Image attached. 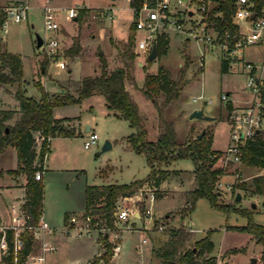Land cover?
I'll list each match as a JSON object with an SVG mask.
<instances>
[{
  "label": "rangeland",
  "instance_id": "374dc122",
  "mask_svg": "<svg viewBox=\"0 0 264 264\" xmlns=\"http://www.w3.org/2000/svg\"><path fill=\"white\" fill-rule=\"evenodd\" d=\"M46 1L0 0L1 6L11 5L15 2H27L30 6L26 22L14 23L10 20L6 25V32L0 33L1 44L8 52L21 56L23 75L32 82L31 85L24 88L26 96L35 99L40 97L36 84L42 87L45 85L44 89L48 94L62 91L58 83L61 86L68 87L69 85L71 91H74L83 76L100 73L102 60L107 62L109 71L115 69L125 71L121 55L125 50L124 45L127 39L132 36L134 61L131 68L127 70L132 81L127 80L125 86L137 103L141 118L146 121V139L155 141L161 127L158 109L155 108L152 100L143 96L140 91L146 75H155L160 70L172 81H175L179 77L180 69L185 68V64L188 62L187 69L182 75L183 88L179 98L172 101L171 105L165 109L162 108L164 118L174 123L176 143L179 146L193 141L196 136L197 138L204 136L205 141L210 142L211 151L225 152L229 144L231 128L228 125L227 104L221 101V96L228 94V100L233 101L234 104L239 103L241 96L247 98L249 91L244 90L248 78L245 73L246 62L254 64L255 76L264 81V66L262 65L264 42L243 47L231 53L228 56L231 68L227 73H221L220 64L223 58L219 47H211L203 42L205 40L202 34H197V37L193 38L188 31L183 33L169 31L164 35L168 39L167 53L148 61L147 54L135 51V42L143 37V33H131L133 16L124 0H48L55 9L59 23V30L54 36L47 35L42 26L39 8ZM180 1L187 2V0ZM210 4L211 8L214 3L211 1ZM77 6H84L89 10L88 13L80 21L66 20L64 17L67 10L77 9ZM109 8L113 9L112 18L92 17L100 10ZM212 26V23L207 22L206 35H214ZM36 35L42 40L46 36L47 38L55 37L58 40L59 55L63 57L66 65L64 70H59L48 62L45 73L41 75V62L45 60V57L42 53L43 47L36 46ZM201 37L203 40H200ZM77 38L81 47L78 58H66L65 51L72 46L73 40ZM68 68L70 72H68ZM2 97L3 107L11 109L17 107L13 99L7 96ZM155 98L157 105L161 107L164 95L159 94ZM194 110H202L205 116L212 119H190L189 115ZM53 115L55 118L64 119V129L74 131L76 135L66 139L56 138L51 142L50 152L44 160L46 175L43 176L42 182L43 207L41 215L43 218L45 215L55 213L68 223L71 219L75 220L83 215L87 187L129 184L136 180H142L149 174L150 169L144 156L136 154L126 147L125 139L134 131L126 121L109 113L102 95H93L77 105L54 109ZM87 126L99 138L97 143L89 149L83 147L84 137L88 135L84 132ZM79 132L82 138L78 137ZM33 138V147L38 154L41 140L35 135ZM106 141L111 143V149L102 151ZM13 150L8 148L0 155V170L16 168ZM215 167H222L226 170L224 176L220 178V182L231 184V189L226 191V198L221 199L220 202L242 209H250L251 221L264 226V196H249L238 189H233V184L237 182L250 184L253 177L264 175V170L246 167L240 163L224 164L218 157ZM160 168L167 170L161 189L142 186L137 195L120 202L121 208L138 209L141 212L148 206V203L144 201L143 207L140 202L145 200L144 197L149 192L154 191L155 201L152 206L151 220H137L130 217L129 222L124 226L127 228L117 223L114 231L106 232L101 229L99 234L101 241L104 232L116 235L122 233L120 251L114 264H134L136 259L140 260L138 264H148L149 256L146 246L155 247L158 241L166 238L165 234L168 230L179 228L186 229L193 239H199L211 232V241L214 244L212 254L216 257L217 264H264L260 259L262 249L260 245L255 244L252 239L250 240V236L247 234L227 229V227L246 225L248 220L245 216H241L237 212L226 213L216 210L210 206L206 199H198L190 214L181 219L180 211L185 206L186 193L196 186L193 175L194 165L191 160L174 161L167 166L161 165ZM4 179L6 178L4 177ZM0 183H2V179H0ZM157 192L159 197H156ZM236 194L241 195L239 202L235 201ZM253 205H255L254 208ZM76 222L78 221L76 220ZM135 227L139 231H129ZM158 227H162V230H158ZM83 238L86 239L73 238L70 240L68 257L74 258L77 255V257H82L83 254L89 252L91 245L77 249L78 242H82V244L85 240L90 242L87 240L89 237L84 234ZM142 238H145L147 244L143 247L144 254L143 252L138 254L135 248L141 243ZM113 243L116 246V243ZM102 251L101 245V253ZM252 259H255L253 263H251ZM70 261L83 263L85 260ZM96 264H102V262Z\"/></svg>",
  "mask_w": 264,
  "mask_h": 264
},
{
  "label": "trees",
  "instance_id": "16d2710c",
  "mask_svg": "<svg viewBox=\"0 0 264 264\" xmlns=\"http://www.w3.org/2000/svg\"><path fill=\"white\" fill-rule=\"evenodd\" d=\"M113 1V0H112ZM139 0H133L131 6H136ZM214 5L206 14V21L212 23L213 30L222 39L227 32L233 37H238V26L232 23L234 4L230 0H210ZM254 13L258 16L264 7V0H251ZM88 9H79L77 21L88 13ZM5 16L0 14V29ZM134 33L133 24L130 27ZM1 40V34H0ZM133 37L129 36L122 52L121 58L125 71L121 69L108 70L105 60L101 61L100 73L92 76H83L78 87L71 91L70 86L62 87V91L56 94H48L44 87L36 84L40 97L35 99L26 96L23 87V67L21 56L8 52L0 42V87L13 89V98L18 103V110H0V155L8 148L16 152L17 166L14 170L0 171V175L7 174L12 177L24 175V202L21 206L25 215L28 216V224L35 226L42 214L43 207V183L34 180L36 171L42 169V164L48 154V140L55 137L71 138L76 134L74 131L65 130L64 119H55L53 110L55 108L77 105L84 99L93 95H102L106 108L117 118L128 123L134 131L127 137L128 147L136 154L142 155L150 169L149 174L142 180H136L129 184L89 186L86 188V207L83 220L89 223L93 229L116 230V213L120 208V202L125 198H131L138 194L142 186L158 188L164 182L167 170L160 168L182 159H189L194 165L193 175L195 188L189 190L185 197V206L180 211L181 219L186 218L192 211L198 199H206L210 206L223 212H237L247 218L244 226L227 227L228 230L247 234L260 245V259L264 263V226L253 223L250 218L251 210L242 209L236 206L223 204V194L216 189L221 176L225 174V168L215 167L217 157L221 153L213 152L209 148V141L205 137L188 141L185 145L179 146L176 143L174 123L164 118L162 108L171 105L172 101L179 98L182 86V75L187 69L186 66L179 71L177 80L172 81L160 70L155 75H146L144 85L140 89L143 96L152 100L155 108L158 109L160 128L155 141L146 139L145 119L140 116L137 103L127 91L125 82L132 79L128 76L127 70L131 68L134 61ZM156 58L167 53L168 39L166 36H159L155 42ZM79 39H74L72 46L65 51V56L74 58L80 52ZM149 61V60H148ZM48 60L41 62V70L45 73ZM230 66L228 59H222L220 64L221 73H227ZM164 95L162 106L157 105L156 96ZM226 109H231L227 103ZM39 133L43 138L38 154L35 152L34 134ZM79 136V134H77ZM240 164L246 167L264 170V130L257 133L253 140H248L240 149ZM34 163L36 165H34ZM234 190H240L249 196H264V175L255 176L250 184L234 183ZM156 191V190H155ZM154 193V191H153ZM155 196V195H154ZM158 196V192L156 193ZM165 239L158 241L152 247V256L158 264H217L216 257L212 254L214 244L211 241V232L199 239H193L191 234L184 228L171 229L165 234ZM13 234L7 231V241L12 243ZM23 248L18 258V263L24 262L29 255L39 252L41 243L33 238L31 232L22 236ZM102 253L95 258L92 264L102 262L111 264L116 253L115 244L102 239ZM2 264H13L11 253L2 256Z\"/></svg>",
  "mask_w": 264,
  "mask_h": 264
},
{
  "label": "built area",
  "instance_id": "2783aa9c",
  "mask_svg": "<svg viewBox=\"0 0 264 264\" xmlns=\"http://www.w3.org/2000/svg\"><path fill=\"white\" fill-rule=\"evenodd\" d=\"M234 4V13L232 15V23L238 26V37H233L229 33H225L222 39L218 38V34L213 30V36L206 35V14L210 9V0H187L182 3L180 0H139L136 6H131L133 0H124L133 16L134 33L142 32L143 37L135 42V51L150 54L151 49L155 46L157 37L164 36L169 31L185 32L188 31L191 37H197V34L204 35L203 42L211 47H219L223 59H228L231 53L243 47L256 45L262 41L264 32V7L259 15L254 13L253 3L251 0H230ZM77 9H68L65 14L66 20H74L78 16L79 9L84 6H77ZM30 6L27 2H15L11 5L1 6L0 14L5 16L4 22L0 29V33L6 32L8 21L14 23L26 22L28 19ZM42 26L44 32L53 35L59 30V23L56 18L55 9L47 0L40 8ZM113 9L100 10L97 14H93V18H112ZM191 14V15H190ZM188 22V23H186ZM242 23L245 26L242 27ZM200 40H203L201 37ZM43 55L47 58L49 64L54 65L59 70L66 68L65 62L59 55V44L55 37L47 36L42 40ZM264 66V61L263 64ZM248 78L244 85V90H248L247 98L241 106H234L228 100V94L221 96V101L230 103L231 109L228 112V125L230 126L229 144L221 155L218 157L224 164L240 163L239 153L242 146L248 141L253 140L257 133L264 130V81L257 78L254 73V67L246 64ZM41 141L42 137H38ZM98 136L94 132H89L84 138L83 147L89 149L98 141ZM49 141V140H48ZM46 158V157H45ZM45 160V159H44ZM43 170L36 171L34 180L42 181ZM216 189L219 192L231 189V184H223L218 181ZM222 190V191H221ZM141 194V193H140ZM128 199V198H125ZM145 200L140 202L144 207V201L148 203L146 208L141 212L138 209L118 208L115 215L116 222L124 227L129 218L145 219L150 221L152 218V206L155 201L153 192H149ZM22 206V205H21ZM21 206L11 205L9 209L10 224L2 225V214L0 212V255L5 256L11 253L13 264H19L18 258L23 248L22 236L26 232H31L33 238L41 243V241L52 233V229L44 221L42 215L38 219L35 226L28 224V216L25 215ZM75 220H72L74 223ZM87 227L89 223H84ZM127 228V227H124ZM101 230V229H100ZM105 230V229H104ZM162 230V227H158ZM7 231L13 234L12 243L9 245L7 241ZM109 230H106V232ZM143 242H145L143 240ZM52 251V247L42 245L40 252L35 255H29L24 262L20 264H43V253ZM118 250L116 245L115 251Z\"/></svg>",
  "mask_w": 264,
  "mask_h": 264
},
{
  "label": "crops",
  "instance_id": "0c3cea01",
  "mask_svg": "<svg viewBox=\"0 0 264 264\" xmlns=\"http://www.w3.org/2000/svg\"><path fill=\"white\" fill-rule=\"evenodd\" d=\"M74 20H77V19H74ZM239 25L244 27L245 23H242V24L239 23ZM212 32H213V30H212ZM187 40H188V38H187ZM262 41L264 42V35L262 37ZM58 44H59V42H58ZM59 50H60V45H59ZM61 58L63 60V57H61ZM66 58H69V57H66ZM77 58H78V56H76L72 59H77ZM21 61H22V59H21ZM230 64H231V62H230ZM246 64H251L254 67V73L256 74V68H255L254 64L252 62H246ZM22 67H23V63H22ZM230 68L231 67L229 66V69ZM243 68H245V67H243ZM229 69H228V71H229ZM68 72H70L69 68H68ZM40 73H41V75H43L42 70H40ZM245 73L248 75L247 70ZM259 79H260V77H259ZM23 81H24V88L26 86L32 84L31 80L29 81L27 79V77H25L24 75H23ZM58 85H59L60 89H62V87H66V86H61L60 83H58ZM43 87L45 88V85ZM2 96H7V97L13 99V101L15 102L17 107H15L14 109H11L8 107H3L4 102H2V99H3ZM245 99L246 98H244V96H241V100L239 101L238 104L243 103L245 101ZM231 103L234 106L238 105L237 103L234 104L233 101H231ZM55 109H57V108H55ZM0 110H13V111L18 110V103L13 98V89L11 87L10 88L0 87ZM109 113H111V112L109 111ZM111 114L113 115V113H111ZM113 116L116 117L115 115H113ZM53 117H54V115H53ZM55 119H62V118H55ZM84 132L89 133V132H94V131L91 130V128L89 126H87ZM78 134H79L78 137H80L81 136L80 132ZM34 135L37 137H40L39 133H35ZM56 138H61V137H55V138L49 139L48 151L50 149L52 140L56 139ZM81 138H82V136H81ZM64 139H66V138H64ZM125 142H126V147L129 148L128 144H127V138L125 139ZM6 150H8V149H6ZM13 151H14V157L16 158V152H15V150H13ZM49 152H48V154H49ZM34 165H36V164L34 163ZM44 165H45V163L43 162V164L41 166L42 170H43V176L46 175L45 174L46 173V167ZM16 166H17V158H16ZM11 170H14V169H11ZM0 171L5 172L8 170H0ZM223 176H221V178ZM4 177L6 179H4ZM43 178H42V182H43ZM0 179H2V183H0V212L2 214L1 224L2 225H9L10 224L9 209H10L11 205L21 206L24 202L25 177H24V175H20L18 177H12V176H9L7 174H4V175L0 176ZM221 183L226 184L227 182L221 181ZM162 186H163V183H161L159 188L161 189ZM220 193L223 194V199H225L226 198V191H222ZM158 200H161V199H158ZM84 201H85V207H86V189H85ZM253 206L255 207V205H253ZM84 211H85V209H84ZM80 218H82V220H79ZM43 219L48 224V226L52 229V233L50 235L46 236L41 241V246L44 245V246L53 248L52 251L47 250L43 253V258H44L43 264H92L93 260L100 256V254H101V240H100L99 234H100L101 230L100 229H93L91 227H87L86 224H84L85 221L83 220V215L77 217L75 219L74 223H72L73 219H71V221H69L67 223L66 221L62 220L55 213L45 215ZM76 220L78 222H76ZM137 220H142V219H137ZM136 230L139 231V229L136 227H135V229H129V231H131V232H134ZM190 230H191V232H193L192 229H190ZM121 232H122V229H121ZM83 234L86 235L87 237H89V239H87V240H90V242L86 241V240H85V242H83V244H82V242H78L79 244H77L78 245L77 249L79 250V249H82V247H87L88 245H91L89 252L85 255L83 254L82 257H77L78 255L74 256V258L68 257L67 251L70 248V240L73 238L86 239V238H83ZM121 234L116 235V234L104 232V234L102 236L104 239L107 240V242H109V243L115 242L116 245L118 246V250L116 251L115 257L113 258L111 264H114V262L117 259L118 252L120 251ZM143 240L145 242H143ZM250 240H251V238H250ZM146 244H147V241L145 240V238H142L141 243L135 248L137 251L136 253L141 254V252H143V247ZM146 248H147V252H148V256H149L148 257V259H149L148 264H158V261L152 256V253H151L152 247L146 246ZM39 252H40V250H39ZM143 254H144V252H143ZM1 259H2V256L0 255V264H2ZM70 260H85V261L83 263H79V261H76L74 263ZM138 263H140V260H137V259L134 260V264H138Z\"/></svg>",
  "mask_w": 264,
  "mask_h": 264
},
{
  "label": "water",
  "instance_id": "95a60500",
  "mask_svg": "<svg viewBox=\"0 0 264 264\" xmlns=\"http://www.w3.org/2000/svg\"><path fill=\"white\" fill-rule=\"evenodd\" d=\"M191 15V14H190ZM36 46L39 48L42 46V39L36 35ZM156 58V47L153 46L151 49L150 54L147 57V60L152 61ZM139 66H141V63H139ZM190 119H203V120H211L212 118L205 116L202 110H194L190 116ZM201 136H199L198 138H200ZM111 149V144L110 142L106 141L102 147V151H107ZM241 200V195L240 194H236L235 197V201L239 202ZM254 207V206H252ZM255 261V259L251 260V263H253Z\"/></svg>",
  "mask_w": 264,
  "mask_h": 264
}]
</instances>
